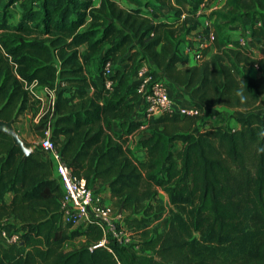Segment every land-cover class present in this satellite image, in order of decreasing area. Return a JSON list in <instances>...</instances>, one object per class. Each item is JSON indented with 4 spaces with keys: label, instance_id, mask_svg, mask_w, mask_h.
Listing matches in <instances>:
<instances>
[{
    "label": "trees",
    "instance_id": "trees-1",
    "mask_svg": "<svg viewBox=\"0 0 264 264\" xmlns=\"http://www.w3.org/2000/svg\"><path fill=\"white\" fill-rule=\"evenodd\" d=\"M124 1L2 0L0 119L15 123L36 105L27 84L52 89L63 83L38 112L34 132L41 138L50 128L71 172L89 186L95 179L107 186L111 207L124 213L144 252L130 244L96 246L97 224L77 230L64 222L61 187L45 151L21 138L31 147L25 155L0 131V227L13 218L21 230L18 242L0 243V264H264V0H224L212 11L213 52L207 57L210 46L203 48L191 65L179 44L199 21L184 14L187 4L203 0ZM13 4L20 14L11 26ZM161 7L174 19L148 15ZM243 20L249 36L261 40L257 54L226 46L227 27ZM146 59L162 71L153 67V74L189 92L199 115L163 110L132 117L138 94H129L130 78ZM90 60L98 63L100 86L84 74ZM106 79L111 87L104 102ZM216 106L245 113L235 128L204 121L194 129L203 110ZM133 135L145 151L142 160L128 145ZM159 190L171 208L160 231L150 227L162 211L152 204ZM79 236L89 244L64 250Z\"/></svg>",
    "mask_w": 264,
    "mask_h": 264
},
{
    "label": "built area",
    "instance_id": "built-area-1",
    "mask_svg": "<svg viewBox=\"0 0 264 264\" xmlns=\"http://www.w3.org/2000/svg\"><path fill=\"white\" fill-rule=\"evenodd\" d=\"M204 2L202 5H204ZM213 40L212 31L207 32L205 40L199 46L191 50L181 49L191 54L194 61L201 58V50L211 46ZM105 73L110 74V64H105ZM134 86L145 102V116L150 117L159 114L163 110L175 112L179 115L197 116L200 114L199 107L191 102L188 105L175 106L173 98L165 87L163 77L153 74L151 65L147 62L141 63L133 73ZM104 86L110 89L111 83L105 80ZM29 93L38 99L41 97L36 93L38 86L33 81L25 86ZM50 93V104L55 99V88H41ZM38 144L45 151V156L51 160L57 174V180L61 187L60 210L62 219L72 226H78L81 230L86 229L90 223H95L102 231L101 239L94 245H106L112 242L116 246L133 245L138 247L134 230L129 229L124 221V213L114 210L111 205L103 202L101 195L93 190L83 177H78L63 161L60 153L54 147L50 139V128L44 131L43 137ZM17 225V226H16ZM21 230L19 224H4L0 227V243L8 246L19 241Z\"/></svg>",
    "mask_w": 264,
    "mask_h": 264
},
{
    "label": "rangeland",
    "instance_id": "rangeland-1",
    "mask_svg": "<svg viewBox=\"0 0 264 264\" xmlns=\"http://www.w3.org/2000/svg\"><path fill=\"white\" fill-rule=\"evenodd\" d=\"M119 1H120V4L123 5L122 0H119ZM223 1L224 0H205L204 5L201 6L199 8V10H197L198 14H196V18L197 19L199 18L198 19L199 25H198L197 29L190 34L191 35L190 39L189 38L185 39L183 36V42H184V48L183 49L190 48L191 50H193L197 46H199L201 41L205 40V36H206L207 32H210L213 29L212 11L220 8L223 4ZM1 2H2V0H0V5H1ZM98 2H99V0H94L95 5H97ZM10 9H11V15L9 17V24L12 26L17 22V20L19 18L20 10H19V7L17 4H13L10 7ZM242 30H243V27H241V29L237 30L239 32V37H238L239 39L238 40L234 41V40H231L229 36H226V39L229 42V45H227V47H229V48H233V47H235V48L236 47L237 48L242 47L243 48V47H245L253 55L257 54L260 44L255 43L254 40H251L246 35V32H243ZM230 31H232V30L230 29ZM81 49L82 48H80L79 51H82ZM143 62H148V60L146 59ZM143 62H141V63H143ZM97 65H98V63L95 60L88 61L84 66V74L86 77L92 78V79H94L100 83V80H99L100 75L98 74V71H97ZM250 69L254 73V75L257 74V72L255 73V66L250 67ZM63 86H64V84L63 83L60 84V82L58 81V83L56 84V87H55V91H58ZM109 90L110 89L108 87L104 86L103 93L108 95ZM88 91L91 92L92 88L91 87L88 88ZM36 93L41 97L42 100L32 99L34 101L33 103L36 105H33L34 107L31 106L29 109L24 111L21 114V116L19 117V119L17 120V122L13 123L15 130L19 134V137L24 139L26 142L32 143V144H34V143L37 144L38 140H39V137L35 134L34 129H33V125L35 124V121L33 120V118L38 112L41 111V109H43V110L46 109V107L49 104L50 97H51L50 93L43 91V89H41L40 87H38L36 89ZM259 99H264V94H262L259 97ZM37 106L39 107L38 109H37ZM234 109H235L234 110L235 112L243 110L241 108H234ZM35 110H36V112H34ZM202 114L199 117H201ZM217 114H218V112L211 113V116L213 117L214 115H217ZM230 117H232V116H230V115L223 116V117L222 116L221 117L216 116L215 118H213V120L209 119L205 122L210 124V125H212V124L216 125L217 122H221V123L229 126ZM233 120H235V119H233ZM101 192H102V190H100V192H98V193L100 194ZM152 204L157 206V207H159V205H161L162 211L159 214V216L156 218V220L151 224L150 227L152 229L159 230V231L166 229L167 221H168V217H169V210L171 209L166 194L161 192L160 195L157 196V198L155 199V201ZM72 227H74L77 230L80 229V227H78V226H72ZM136 241L138 243L139 238H136ZM86 244H89V243L85 239V237L79 236V237L74 238L70 241H67L64 244L63 248H64V250H70V249L77 248L79 246L86 245ZM138 245H141V243Z\"/></svg>",
    "mask_w": 264,
    "mask_h": 264
},
{
    "label": "crops",
    "instance_id": "crops-1",
    "mask_svg": "<svg viewBox=\"0 0 264 264\" xmlns=\"http://www.w3.org/2000/svg\"><path fill=\"white\" fill-rule=\"evenodd\" d=\"M123 5H125V1L123 0ZM204 2V0L198 4H194V3H189L186 5V13L184 14L185 18L189 19L191 17H193V15L196 16V14H198V11L199 8L202 5V3ZM93 5L96 6L94 4V0H93ZM98 5V4H97ZM189 10V11H188ZM148 15L151 16L154 20H167V21H171L174 19V15H173V12L169 9H167L166 7H161L160 8V11H149L148 12ZM199 19V18H198ZM199 21V20H198ZM247 25H248V22L246 20H243L242 22H232L229 24V26L227 27V30H226V36H229L231 40H238L239 38V32L237 31L238 29H241V27H243V32H246V35L251 39V40H254L255 43H258V44H261V40L259 38H251L248 34V30H247ZM230 29L232 31H230ZM185 39H190L191 35H183ZM183 36H182V40H183ZM229 45V42L226 41V46ZM179 47L180 49H183L184 48V42H181L179 44ZM80 48H82L81 52L83 53L84 50H85V45L81 46ZM214 48L213 46H210V49H209V52L207 53V57L213 52ZM188 64H193L194 63V60L192 59L191 57V54H188ZM152 65V63H151ZM156 68L154 65H152V68ZM250 69V68H249ZM253 69V68H252ZM156 70L159 72V73H162V71H160L158 68H156ZM254 70V69H253ZM257 72L256 75H254V73L251 71V69L249 70V74L252 76V77H256L259 72L257 70V68L255 67V73ZM163 81H164V84H165V87L167 88L170 96L173 98V101H174V104L175 106H179V105H188L190 104L191 102H193V99L192 97L190 96L189 92L186 91L183 87L181 86H178V85H175L174 83L168 81L166 78H164L163 76ZM96 83L98 84V86H100L101 83L97 82ZM134 79H133V76L130 78V85H131V88L129 89V94L130 95H133V94H138L136 100H135V107H134V113H133V118L135 120H138V119H145V102L142 98V96L137 92V89L134 87ZM109 97V94H105L103 93L102 95V98H101V101H106ZM40 100H42L40 98ZM235 109H226V108H222V107H213V108H209V109H205L203 110V114L201 116V118L196 122V125L194 126V129L197 128L202 122L204 121H207L209 119H212L215 118L216 116H227V115H230L232 117H230V120H229V127L231 128H235L238 126V122L236 120L237 117L241 116V115H244V111L241 110V111H234ZM240 110V109H239ZM219 111V112H218ZM215 112H218L217 115H214L213 117L211 116V113H215ZM38 116H39V113H37L33 120L36 122L37 119H38ZM20 117V116H19ZM212 117V118H211ZM19 119V118H18ZM235 119V120H233ZM14 123V122H13ZM16 123V122H15ZM216 124H221V122H217ZM13 125V128L14 127V124ZM201 127V126H199ZM19 136V134H18ZM24 140V139H23ZM40 140V138H39ZM38 140V141H39ZM31 144V147L33 146L32 143ZM35 144V143H34ZM128 145L132 148L133 150V153L134 155L142 160L145 156V151L144 149L141 147V145L139 144L138 142V136L137 135H133L132 137H130L129 141H128ZM180 146V143L179 142H175V149L178 148ZM31 147H28V148H31ZM52 177L56 178L57 179V174L55 172V168H54V165L52 163ZM90 187L97 191V192H100V190H102V192L100 193L101 197H102V200L104 203L108 204V205H111L112 201L110 199V195H109V191H108V188L105 184H101L99 179H95L93 182L90 183ZM162 191L159 190L158 192V196L160 195ZM164 193V192H163ZM12 195L13 193L11 191L9 192H6L4 194V197L3 199L5 201H9L11 198H12ZM2 199L0 198V201ZM5 223L6 224H10V225H14L15 223H18L15 219L13 218H10V219H7L5 220ZM17 226V225H16ZM140 248V249H139ZM137 251L138 252H144V248L142 245H138L137 247Z\"/></svg>",
    "mask_w": 264,
    "mask_h": 264
},
{
    "label": "water",
    "instance_id": "water-1",
    "mask_svg": "<svg viewBox=\"0 0 264 264\" xmlns=\"http://www.w3.org/2000/svg\"><path fill=\"white\" fill-rule=\"evenodd\" d=\"M13 121H5L0 119V131L4 132L5 134L9 135L13 141V144L18 146L21 151L26 155L29 153L30 148L24 145L22 139L18 136L16 131L13 128Z\"/></svg>",
    "mask_w": 264,
    "mask_h": 264
}]
</instances>
